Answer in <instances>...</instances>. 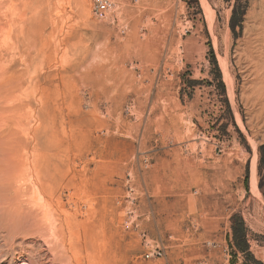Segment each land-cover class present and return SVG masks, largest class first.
Segmentation results:
<instances>
[{"label": "rangeland", "instance_id": "rangeland-1", "mask_svg": "<svg viewBox=\"0 0 264 264\" xmlns=\"http://www.w3.org/2000/svg\"><path fill=\"white\" fill-rule=\"evenodd\" d=\"M263 42L264 0H0V264H264Z\"/></svg>", "mask_w": 264, "mask_h": 264}, {"label": "built area", "instance_id": "built-area-1", "mask_svg": "<svg viewBox=\"0 0 264 264\" xmlns=\"http://www.w3.org/2000/svg\"><path fill=\"white\" fill-rule=\"evenodd\" d=\"M110 9H111V4L108 1H101L97 5L95 9V13L101 15V14L106 13ZM147 258H149V256Z\"/></svg>", "mask_w": 264, "mask_h": 264}, {"label": "bare ground", "instance_id": "bare-ground-1", "mask_svg": "<svg viewBox=\"0 0 264 264\" xmlns=\"http://www.w3.org/2000/svg\"><path fill=\"white\" fill-rule=\"evenodd\" d=\"M263 34V33H262ZM34 42V41H33ZM262 45L264 46V42L262 43ZM35 50V49H34ZM28 52V51H27ZM31 52V51H30ZM264 66V64H262V67ZM263 69H264V67H263ZM224 71V70H223ZM259 71V70H258ZM259 74H260V71L258 72ZM4 81V80H3ZM4 83H6L5 81H4ZM9 121V120H8ZM41 125V124H40ZM3 127V126H2ZM11 127V126H10ZM1 130V129H0ZM2 130H4V129H2ZM5 131H7V130H5ZM7 137H8V135H7ZM5 139V138H4ZM3 139V140H4ZM7 139V138H6ZM2 149V148H1ZM27 167V166H26ZM6 168V167H5ZM11 169V168H10ZM47 173V172H46ZM1 175V174H0ZM253 188V187H252ZM255 190H256V192H257V189L256 188H254ZM254 190V191H255ZM43 206V205H42ZM2 229V228H1ZM64 247V246H63Z\"/></svg>", "mask_w": 264, "mask_h": 264}]
</instances>
